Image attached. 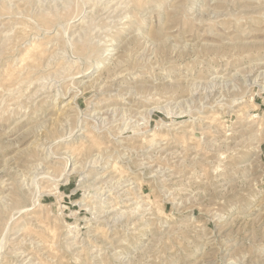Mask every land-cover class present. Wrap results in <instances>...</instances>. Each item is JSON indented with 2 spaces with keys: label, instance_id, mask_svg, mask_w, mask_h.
<instances>
[{
  "label": "rangeland",
  "instance_id": "obj_1",
  "mask_svg": "<svg viewBox=\"0 0 264 264\" xmlns=\"http://www.w3.org/2000/svg\"><path fill=\"white\" fill-rule=\"evenodd\" d=\"M40 263L264 264V0H0V264Z\"/></svg>",
  "mask_w": 264,
  "mask_h": 264
},
{
  "label": "bare ground",
  "instance_id": "obj_2",
  "mask_svg": "<svg viewBox=\"0 0 264 264\" xmlns=\"http://www.w3.org/2000/svg\"><path fill=\"white\" fill-rule=\"evenodd\" d=\"M80 14V13H79ZM54 15V14H53ZM127 16V15H126ZM86 17V16H85ZM121 17V16H120ZM76 18V17H75ZM84 22V21H83ZM89 22V21H88ZM52 29V28H51ZM50 31V30H49ZM85 31V30H84ZM8 33V32H7ZM115 49V48H114ZM104 61V60H103ZM76 95H74V97H75ZM74 97H72L70 100H69V102H68V104H70L72 101H74L73 100V98ZM56 98V97H55ZM68 99V98H67ZM65 104V103H64ZM98 105V104H97ZM67 106V105H66ZM95 111V110H94ZM100 113V112H99ZM44 140V139H43ZM43 144V143H42ZM154 145V144H153ZM46 147V146H45ZM54 155V154H53ZM50 163V162H49ZM114 164V163H113ZM34 165V164H33ZM98 166V165H97ZM48 174V173H47ZM3 189V188H2ZM4 197V196H3ZM3 199V198H2ZM41 264V263H40Z\"/></svg>",
  "mask_w": 264,
  "mask_h": 264
}]
</instances>
